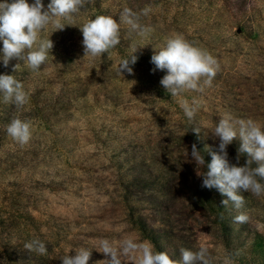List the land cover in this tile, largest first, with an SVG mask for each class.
<instances>
[{
	"label": "rangeland",
	"instance_id": "374dc122",
	"mask_svg": "<svg viewBox=\"0 0 264 264\" xmlns=\"http://www.w3.org/2000/svg\"><path fill=\"white\" fill-rule=\"evenodd\" d=\"M42 2L46 9L50 0ZM148 6L150 14L139 19L153 29L147 38L121 23L116 48L84 58L79 27L97 15L119 23L125 7L140 13ZM74 16L62 21L63 30L52 33L49 25L41 33L53 48L39 71L15 59L7 68L0 62V75H15L29 97L22 108L0 102V264H62L61 257L81 247L91 250L88 264H96L106 259L94 248L99 240L119 245L126 238L148 241L176 261L180 249L204 246L213 264L227 256L235 264H264V197L240 193L244 206L230 202L220 221L201 205L206 165L191 157L194 143L201 155L200 145L218 149L211 131L225 114L264 127V0H86ZM175 34L220 65L203 94L171 97L160 84L166 71L150 63ZM133 47V74L120 75ZM194 98L199 106L189 122L180 105ZM16 118L31 124L23 147L6 132ZM192 126L201 128L199 139ZM240 144L234 139L227 147L230 164L237 163ZM246 161L242 155L237 166ZM240 213L247 222L234 221ZM255 234L261 243H253ZM33 240L45 244L46 255L25 249Z\"/></svg>",
	"mask_w": 264,
	"mask_h": 264
},
{
	"label": "clouds",
	"instance_id": "9594fccd",
	"mask_svg": "<svg viewBox=\"0 0 264 264\" xmlns=\"http://www.w3.org/2000/svg\"><path fill=\"white\" fill-rule=\"evenodd\" d=\"M86 0H50L46 9L42 0H34L31 5L27 0H13L8 3H0V62L5 68L11 60H18L32 72H37L46 62L53 48L50 37L41 39V33L45 32L49 25L54 32L63 30L65 24L62 21H73L80 12ZM151 7H145L140 13H135L125 7L119 15V23L111 16L97 15L95 19H89L79 27L82 32L83 52L85 57H101L120 44V24L129 26L142 38H147L153 31L150 26L141 25L140 16H148ZM137 48L133 47L130 58L123 59L118 66L121 75L127 72L133 74L130 65L137 62L134 55ZM150 63L154 70L166 71V75L160 80L161 86L171 97H178L191 91L203 94L207 88L213 86V80L217 75L220 65L215 57L207 50L194 46L185 40L180 34L169 37L164 46L154 51ZM20 67L17 63L13 68L15 73ZM0 98L4 104H14L22 108L28 102V94L24 90L22 82L15 75H0ZM181 108L189 122L194 120L199 106V100L193 99L191 103L184 99ZM191 130L200 138L201 128L192 126ZM6 132L14 142L21 147L27 145L32 137L31 124L19 118L13 119L7 126ZM214 138L219 140L218 149L212 151L205 148L211 155V163L205 164L204 156L197 150L194 143L191 146V157L196 165H206V171L199 175L202 177V187L209 190L215 189L222 196L227 197L222 201L224 207L229 203L241 209L245 204V198L240 193H251L259 198L264 197V127L258 122L248 120H233L229 114H225L211 131ZM234 139L241 141L237 150L236 164H230L227 147ZM246 155L245 166H237L241 156ZM256 166L253 167L252 165ZM249 217L240 213L234 217L236 223H245ZM25 249L46 255L47 248L39 240L25 243ZM102 253L106 259L97 261L96 264H122L121 257H127L132 264H213L208 249L201 246L197 251L180 249L181 260L176 261L167 252L157 251L148 241L138 242L132 238H126L115 245L108 239H101L94 247ZM74 256L61 257L62 264H88L91 250L81 247L75 250ZM224 264H235L231 256H227Z\"/></svg>",
	"mask_w": 264,
	"mask_h": 264
},
{
	"label": "trees",
	"instance_id": "16d2710c",
	"mask_svg": "<svg viewBox=\"0 0 264 264\" xmlns=\"http://www.w3.org/2000/svg\"><path fill=\"white\" fill-rule=\"evenodd\" d=\"M5 106L9 105V104H4ZM201 146V150L203 151V155L204 157H207V164L211 163V155L208 154V152L205 151L203 145H200ZM198 192H199V195H200V200H201V205L204 206V208H208L211 210V212H213V214L218 218L222 220L226 219V214L228 213L227 212V207H224L223 204H222V201L224 199H227V197L225 196H222L217 190L215 189H212V190H209L207 188H204V187H200L198 189ZM225 230V229H224ZM243 231H241L242 233ZM223 234V237L225 238V240H227L229 242V236H230V231H226ZM259 238V239H258ZM259 241L261 243V237L257 234H255V237L253 239V243H256V244H259ZM157 245L159 246V243H157ZM164 247L165 246V243L163 245ZM164 247H157L161 250H163L162 248ZM165 249V248H164ZM171 258H174V257H171Z\"/></svg>",
	"mask_w": 264,
	"mask_h": 264
}]
</instances>
